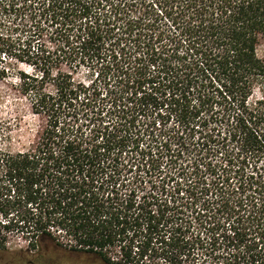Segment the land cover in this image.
<instances>
[{
    "label": "trees",
    "instance_id": "1",
    "mask_svg": "<svg viewBox=\"0 0 264 264\" xmlns=\"http://www.w3.org/2000/svg\"><path fill=\"white\" fill-rule=\"evenodd\" d=\"M9 60L44 125L0 121V252L264 264V0H0Z\"/></svg>",
    "mask_w": 264,
    "mask_h": 264
},
{
    "label": "rangeland",
    "instance_id": "2",
    "mask_svg": "<svg viewBox=\"0 0 264 264\" xmlns=\"http://www.w3.org/2000/svg\"><path fill=\"white\" fill-rule=\"evenodd\" d=\"M9 70V78L0 82V121L3 124H10L13 131L12 143L10 148L12 151L26 150L32 147L41 131L44 120L31 114L28 102L25 101L18 93V77L19 72L31 73L29 67L19 64L16 61L9 60L6 66ZM86 70L78 71L77 79L85 81ZM21 235H10L9 244L5 251H1L0 255L3 259H12L19 254L35 255L37 252L27 250V245ZM64 253L57 252L56 256H63ZM100 264L91 260H84L82 258L75 259V257L68 256L65 260H57L56 264Z\"/></svg>",
    "mask_w": 264,
    "mask_h": 264
},
{
    "label": "flooded vegetation",
    "instance_id": "3",
    "mask_svg": "<svg viewBox=\"0 0 264 264\" xmlns=\"http://www.w3.org/2000/svg\"><path fill=\"white\" fill-rule=\"evenodd\" d=\"M28 254H20V257L24 258ZM18 256H15L13 259H3L0 255V264H41L40 262H31L28 260H22L20 258L17 259Z\"/></svg>",
    "mask_w": 264,
    "mask_h": 264
}]
</instances>
